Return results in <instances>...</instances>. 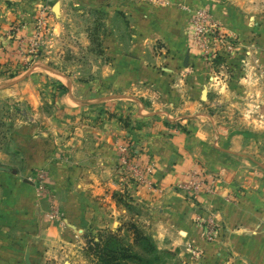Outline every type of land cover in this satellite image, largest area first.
Here are the masks:
<instances>
[{"label":"crops","instance_id":"1","mask_svg":"<svg viewBox=\"0 0 264 264\" xmlns=\"http://www.w3.org/2000/svg\"><path fill=\"white\" fill-rule=\"evenodd\" d=\"M13 1L7 5L0 0V46L7 45L11 26L20 28V36L31 32V17L41 3V0ZM65 1L52 2L58 3V14L63 12ZM73 1L94 5L108 0ZM171 1L183 9L210 6L217 1L225 3L226 27L239 35L252 32L243 37V42L259 52L252 53L254 63L251 62L241 79L246 84L245 99L227 104L224 114L210 112L209 109L221 105L213 104L215 101L229 98V91L216 92L214 96L208 89L206 98L210 102L200 104L202 89L198 90L193 83L180 88V97L184 98L177 104H158L155 100L147 104L140 98L146 96L138 94L141 90L138 75L133 73V65L139 58L119 51V122L97 119L92 111L96 104H60L78 116L61 127L48 117L46 121H39L35 132L23 134L24 145L18 154L10 150L13 145L8 150L0 149V230L10 227L19 217L37 229L35 240L20 241L16 247L24 263L27 255L29 264H37L42 252L54 253L62 242H69L75 231L86 234L87 230L103 228L108 220L119 215V226L131 221L142 230L154 231L162 249L175 252L177 248L182 254L186 253L187 246L199 249L201 258L196 264H264V180L250 175L246 179L248 169L244 166L254 161L250 154L259 156V143L253 141L264 138L262 5L259 0ZM121 12L128 16L129 22L123 20L119 25L136 30L137 44L144 45L151 39L164 40L167 46H174L173 59L179 58L182 66L191 65L192 57L182 47L186 44L183 33L187 27L183 10L175 6L156 8L143 0H119ZM126 42L135 43L120 37L119 45ZM13 54L17 56L18 52ZM34 69L29 76L34 74ZM61 83L68 89L73 88L66 77H62ZM9 85L0 77L1 91ZM69 93L65 98L60 97L62 101L72 100V92ZM30 107L37 110L41 104H30ZM116 143L127 146L131 143L126 161L127 166H135L136 173L123 165L121 155L115 150ZM15 157L19 167L11 168ZM36 168L47 171L49 184L65 215L63 230L45 222L39 201L24 181ZM194 170H205L220 177L217 186L196 201L174 190L175 184L185 181ZM13 181L21 190H15V197H10L7 190ZM239 187L246 192H239ZM250 190H258L263 196L251 198L247 193ZM115 192H119V207L112 198ZM228 193L235 196L230 197ZM202 213H210L221 227L219 241L203 240L204 229L194 220ZM25 227H29L24 229L28 234L30 225Z\"/></svg>","mask_w":264,"mask_h":264},{"label":"rangeland","instance_id":"2","mask_svg":"<svg viewBox=\"0 0 264 264\" xmlns=\"http://www.w3.org/2000/svg\"><path fill=\"white\" fill-rule=\"evenodd\" d=\"M2 1L7 5L11 1L14 2ZM28 1L34 3L36 0ZM54 1L58 0H41L35 7L30 22V33H24L26 36L22 33L20 36V28L11 26L7 33V45L0 46V77H4L10 84L5 91L0 90V149L8 150L13 145L10 150L18 154L21 145H24V135L35 132L39 121H46L48 117L56 126H60L78 116L75 111L60 104H96L92 111L97 119L100 117L119 122V51L132 53L139 58L138 63L133 65V73L138 75L137 84L141 89L138 94L146 96L145 99L142 96L140 98L147 104H151V100L157 101L158 104H177L184 98L180 97V88L193 83H196L198 90L204 86L213 92L214 96L216 92L229 91V98H225L223 102L215 101L213 104L221 105L209 109L210 112L224 114L227 104L241 103L245 99L243 89L246 84L241 79L245 77L246 69L251 65L252 53L258 54L259 50L243 42V37L252 32L246 31L245 34L239 35L226 27L225 3L217 1L211 3L212 6H188L183 9L182 5L171 0H143L156 8L175 6L184 11L187 27L183 33L186 44L182 47L191 55L192 63L190 66H182L179 58L173 59L176 56L174 46H167L164 40L151 39L144 45L137 44L136 30L131 26L123 28L119 25L123 20L128 21L126 14L119 13V0L101 1L94 5H82L73 0H66L63 12L57 16L51 11ZM259 3L262 5L264 16V0H259ZM40 19L44 21L42 44L34 53H28L30 42L37 31V21ZM124 36L135 43L131 45L126 42L119 45L120 37ZM17 52L15 57L13 53ZM126 67L132 69V66ZM33 69L34 74L29 76ZM170 70L174 72L171 73ZM146 71L149 73H143ZM62 77H66L73 87H66L64 93L58 92ZM214 87L218 89H213ZM219 89L222 90L218 91ZM69 92H72V100L62 101L60 97L65 98ZM194 96L197 99V92ZM208 102L210 100L206 98L201 100L200 104ZM30 104H41V107L34 110ZM261 105L264 110V104ZM252 107L259 111L258 107ZM238 116L240 118L242 115ZM26 128L27 130L23 131ZM253 142L259 143V156L250 154L254 161L252 164L250 162V165H244L245 169H248L245 178L248 179L250 175L263 181L264 138ZM118 146L116 143L115 150L119 155ZM18 167L19 162L15 157L12 159L11 168ZM19 178L16 177V182ZM24 179L27 185L31 186L29 189L33 191V196L39 201V209L45 222L63 230L65 215L57 201L55 190L49 184L47 171L36 168ZM16 182L13 181L11 186H8L7 194L10 197H15V190H21ZM238 191L246 192V189L239 187ZM247 193L251 198L263 196L258 190H250ZM228 196L235 195L228 193ZM112 198L119 207V192L113 193ZM116 217L112 221L108 220L105 227L87 230L86 234L75 231L70 235L69 242H62L61 247L54 253L42 252L37 264H93L86 252V243L98 233L118 230L119 215ZM127 223L132 222L126 221L125 224ZM27 224L30 225V232L25 234L24 229L29 228L25 227ZM215 224L219 235L213 241H208L204 238L203 231V240L206 243H215L221 239V227L216 222ZM200 225L203 227V223ZM33 226V223L24 222V219L19 217L10 227L0 230V264H25L22 253H17L16 247H19L20 241L37 238V229ZM140 230L162 253L157 264H196L201 258L200 250L193 246H187L186 250L184 248L185 254L177 248L175 252L162 249L154 231ZM120 235L127 241L131 239L125 230H122Z\"/></svg>","mask_w":264,"mask_h":264},{"label":"trees","instance_id":"3","mask_svg":"<svg viewBox=\"0 0 264 264\" xmlns=\"http://www.w3.org/2000/svg\"><path fill=\"white\" fill-rule=\"evenodd\" d=\"M58 92H66V87L59 85ZM127 148L131 149V143ZM118 230L98 233L87 241L86 252L93 264H157L160 261L162 253L137 226L127 223ZM122 230L130 240L120 235Z\"/></svg>","mask_w":264,"mask_h":264},{"label":"built area","instance_id":"4","mask_svg":"<svg viewBox=\"0 0 264 264\" xmlns=\"http://www.w3.org/2000/svg\"><path fill=\"white\" fill-rule=\"evenodd\" d=\"M43 26L44 21L41 19L38 20L36 24L37 31L33 40H31L30 42V48H28V53H34L42 44V32L44 29ZM118 151L121 155L123 165L127 166V145H119ZM127 169L132 173L137 172L135 166H127ZM219 178V175L206 172L205 170H194L188 174L185 181L175 184L174 190L176 192L181 193L187 199L196 201L203 194L211 192L217 186ZM194 220L196 223H203V229L205 228L204 238L206 240L213 241L214 238L219 235V229L217 228L215 220L210 213H207L206 215L203 213L197 214L194 217Z\"/></svg>","mask_w":264,"mask_h":264},{"label":"water","instance_id":"5","mask_svg":"<svg viewBox=\"0 0 264 264\" xmlns=\"http://www.w3.org/2000/svg\"><path fill=\"white\" fill-rule=\"evenodd\" d=\"M58 3L57 2H55V3H53V5H52V7H51V11H52V13L54 14V16H57L58 15ZM187 60V57L185 58V61ZM206 95H207V89L206 88H203L202 90H201V93H200V98H201V100H205L206 99ZM25 263L26 264H29V262H28V256L26 255L25 256Z\"/></svg>","mask_w":264,"mask_h":264}]
</instances>
